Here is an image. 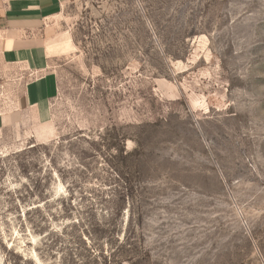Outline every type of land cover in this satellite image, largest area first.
<instances>
[{
  "label": "rangeland",
  "instance_id": "rangeland-1",
  "mask_svg": "<svg viewBox=\"0 0 264 264\" xmlns=\"http://www.w3.org/2000/svg\"><path fill=\"white\" fill-rule=\"evenodd\" d=\"M49 123L7 125L0 264H264V0H72Z\"/></svg>",
  "mask_w": 264,
  "mask_h": 264
},
{
  "label": "crops",
  "instance_id": "crops-1",
  "mask_svg": "<svg viewBox=\"0 0 264 264\" xmlns=\"http://www.w3.org/2000/svg\"><path fill=\"white\" fill-rule=\"evenodd\" d=\"M72 0H0V61L28 71L31 82L23 105L6 115L7 125L23 126L35 138V127L49 123L48 104L57 93V78L51 70L49 49L50 23L54 22ZM36 139V138H35Z\"/></svg>",
  "mask_w": 264,
  "mask_h": 264
}]
</instances>
